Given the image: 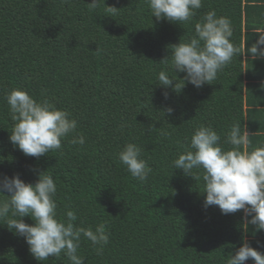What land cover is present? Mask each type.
Segmentation results:
<instances>
[{
	"label": "trees",
	"instance_id": "16d2710c",
	"mask_svg": "<svg viewBox=\"0 0 264 264\" xmlns=\"http://www.w3.org/2000/svg\"><path fill=\"white\" fill-rule=\"evenodd\" d=\"M261 2L202 0L193 20L180 24L157 21L146 0H100L92 11L91 0H0V175L18 173L34 184L36 173L47 170L57 183L61 215L71 208L77 224L93 230L105 224L109 243L103 254L82 239L84 264H227L242 238L264 253V230L244 224L242 210L223 215L218 206L205 208L203 182L171 167L200 124L222 134L240 121L253 133L247 151L264 145V110L256 107L246 82L250 67L264 66V58L235 56L212 84L186 83L179 94L169 88L167 99L157 86L170 46L192 35L209 10L228 17L233 43L250 49L255 29L264 28ZM109 6L118 12L107 13ZM183 76L177 73V79ZM13 88L37 99L43 92L77 121L86 143L73 145L70 135L62 152L25 156L9 140L13 121L6 95ZM166 107L174 111L163 116ZM129 142L141 146L153 169L146 183L118 160ZM23 220L34 223L29 216ZM3 224L0 264H70L63 254L37 261L24 238Z\"/></svg>",
	"mask_w": 264,
	"mask_h": 264
},
{
	"label": "clouds",
	"instance_id": "9594fccd",
	"mask_svg": "<svg viewBox=\"0 0 264 264\" xmlns=\"http://www.w3.org/2000/svg\"><path fill=\"white\" fill-rule=\"evenodd\" d=\"M100 0H91L89 10H95ZM152 17L157 21L167 20L188 24L202 7V0H146ZM114 6L106 7L107 13L118 12ZM256 41L250 49L237 47L233 41L231 20L209 10L195 23L194 33L178 44L170 46V55L161 62L166 66L157 73V86L165 89L168 98L171 88L179 94L186 83L196 88L212 84L218 74L232 62L235 56L251 53L253 59L264 58V28L255 29ZM172 73V75L169 74ZM177 73H184L177 79ZM175 82V83H174ZM41 99L25 89L13 88L6 95L9 116L13 127L10 142L25 156L39 159L52 151H61L62 141L68 139L73 145L83 146L86 138L77 133V121L70 113L58 109L42 92ZM174 109L166 107L162 113L171 115ZM246 125L233 122L225 133H218L211 125L195 127L183 151L171 162L174 169L183 170L186 176L203 182L204 207L218 206L221 214L243 212L244 224L255 225L264 230V145L247 151L250 145ZM161 135L168 136L166 130ZM143 149L135 143H126L118 153V160L130 175L140 183H146L153 171L142 158ZM37 180L26 183L20 175H0V221L8 230L23 237L29 252L37 261L49 257L60 258L63 254L70 264H84L79 254L81 241L87 240L98 255L103 254L109 243V234L104 223L95 229L77 224V212L68 208L62 215L58 212L57 183L51 173L38 171ZM7 193V194H6ZM67 208V206H66ZM29 216L33 224L24 222ZM264 264V253L242 238L241 245L227 264Z\"/></svg>",
	"mask_w": 264,
	"mask_h": 264
},
{
	"label": "crops",
	"instance_id": "0c3cea01",
	"mask_svg": "<svg viewBox=\"0 0 264 264\" xmlns=\"http://www.w3.org/2000/svg\"><path fill=\"white\" fill-rule=\"evenodd\" d=\"M261 3H264V2H261ZM248 76L249 77L247 78L246 82L248 85L249 83H251L252 85L251 92L255 98L254 103L256 104V107L259 110H264V66L260 65L259 63H257L256 65H252L249 69ZM255 91L257 92V94L255 93ZM259 118H260L259 120L264 123V115L260 116ZM261 131L262 132L260 133L264 135V129H262Z\"/></svg>",
	"mask_w": 264,
	"mask_h": 264
}]
</instances>
